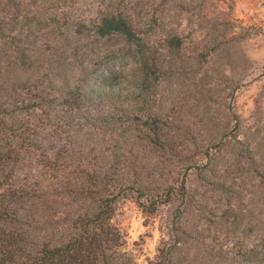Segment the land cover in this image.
I'll return each instance as SVG.
<instances>
[{
    "label": "trees",
    "instance_id": "trees-1",
    "mask_svg": "<svg viewBox=\"0 0 264 264\" xmlns=\"http://www.w3.org/2000/svg\"><path fill=\"white\" fill-rule=\"evenodd\" d=\"M217 1L0 0V264H137L113 222L128 193L145 214L167 207L147 264H264V132L236 138L227 100L190 115L182 93L169 110L159 94L191 79L183 97L211 108L210 70L193 62L238 38ZM99 129L114 140L104 162H83ZM232 134L246 161L228 180Z\"/></svg>",
    "mask_w": 264,
    "mask_h": 264
},
{
    "label": "rangeland",
    "instance_id": "rangeland-1",
    "mask_svg": "<svg viewBox=\"0 0 264 264\" xmlns=\"http://www.w3.org/2000/svg\"><path fill=\"white\" fill-rule=\"evenodd\" d=\"M217 3L219 10L225 14L223 21H226L232 27L231 32L233 33L231 34H237L238 38L233 41L231 47L227 50V54L222 55L219 50L215 51L208 48L199 57L198 61L193 62L200 70H210L208 74L211 75L207 80L211 83H208L209 85H206V87L215 84L211 98L208 101L211 108L197 107L196 97H183L186 90L188 92V89H191L192 93H195L201 86L193 83L191 79L164 81L162 86L159 87V94L165 99V104L169 107L173 94H176V92L182 93L178 97L185 104L181 110L190 115L212 114L218 116L222 112L224 101L227 100L231 102L232 108L239 118L238 131L241 130V132L238 133L236 138H250L249 133L256 125L264 132V0H218ZM193 41H195V38H189V36L186 38L185 53L182 54L185 60L193 50ZM234 85L237 87L234 89V95L230 100L229 96L226 98V93L230 91L229 86ZM167 109L169 110L170 107ZM188 126L193 130L199 128V125L195 123H190ZM98 131L100 132L98 134L92 133L91 142L86 147L87 149L93 147L96 149L91 150L86 156L80 157L83 162H104L98 150L99 148H110L114 140L109 139L108 132H102L100 129ZM84 135L83 131L78 134V137L83 138ZM234 139L233 134L228 137L227 140L230 143L224 151L223 160L218 163V167L224 171L223 174L228 180L231 178L230 171L235 169L236 165H242L246 161L242 159L235 163L236 158L233 157L231 149ZM119 141H122V139ZM261 141H264V139ZM236 145L239 148L241 147V144L236 143ZM261 153L262 158L259 159L262 163L261 166L264 168V147L261 148ZM228 172L230 173L227 174ZM189 179L194 184L197 182L192 175L189 176ZM245 186L250 187V184L246 183ZM248 194H250V191H248ZM250 205L253 206L254 204L251 203ZM166 212L167 207L163 206L155 216L143 213L133 193L120 196L116 200L113 222L123 235L124 250L133 257L137 264H147L149 259L155 257L160 238L157 226L158 220L159 216ZM232 240L235 241L236 238L234 237Z\"/></svg>",
    "mask_w": 264,
    "mask_h": 264
}]
</instances>
